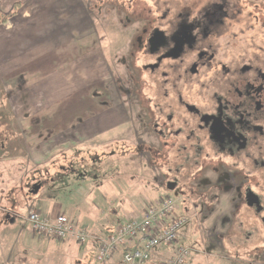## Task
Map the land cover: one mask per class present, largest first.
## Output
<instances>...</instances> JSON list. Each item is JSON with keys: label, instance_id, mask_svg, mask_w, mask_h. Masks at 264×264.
<instances>
[{"label": "rangeland", "instance_id": "1", "mask_svg": "<svg viewBox=\"0 0 264 264\" xmlns=\"http://www.w3.org/2000/svg\"><path fill=\"white\" fill-rule=\"evenodd\" d=\"M141 1L137 7L145 9V14L153 2ZM1 2V13H14L9 0ZM57 2L60 11L56 16L64 22V30H58L57 47L39 58L35 54V49L41 47V37H37L41 12L31 10L34 17L28 24L32 28V49L28 56L12 54L7 65L18 60L19 67L13 69L12 78L0 77V146L11 143L13 147L7 152L8 158L6 153L0 155V264H101L94 243L87 247L48 238L38 243L44 237L33 234L25 224L30 206L51 214V203L57 204L76 222V207L82 220L86 218L83 212L89 210L86 227L96 233L101 221L109 226L117 218L124 223L140 219L146 207L158 205L168 194L156 190L155 184L161 181L159 173L153 169L148 150L137 142L132 124L131 85L125 66L120 65L129 58L138 28L125 16L131 13L128 0H107L105 4L99 0ZM16 6L20 9L17 15L32 7ZM94 32L101 41L94 45L96 50L91 40L76 42L81 35ZM61 33L67 34L65 39L69 41H64ZM28 57L30 62L24 68ZM7 65L3 64L2 69ZM55 81H59L56 86L52 85ZM59 113L69 114L70 118L58 117ZM106 113L113 116L110 125L101 127L92 121H100L103 114L109 117ZM26 114L33 117L24 118ZM83 121L96 125L94 130L73 133L84 125ZM42 142L49 143L46 165H41V151H36ZM223 200L220 209L205 222L199 212L189 211L186 199L180 206V214L192 220L181 240L197 249L188 264H264V242H259L264 239H257L259 244H246L233 231L223 239L225 246L218 242L217 235H227L229 226L215 229L214 223L218 216L231 214ZM32 237L41 245L30 242ZM163 255L169 257L171 253ZM57 256H63V261H55Z\"/></svg>", "mask_w": 264, "mask_h": 264}, {"label": "flooded vegetation", "instance_id": "2", "mask_svg": "<svg viewBox=\"0 0 264 264\" xmlns=\"http://www.w3.org/2000/svg\"><path fill=\"white\" fill-rule=\"evenodd\" d=\"M149 1L144 14L141 0H128L125 16L138 28L120 65L137 142L161 180L155 188L186 199L203 222L226 199L231 214L213 228L229 229L218 242L234 231L243 243H263L264 2ZM88 36L101 43L96 32Z\"/></svg>", "mask_w": 264, "mask_h": 264}, {"label": "built area", "instance_id": "3", "mask_svg": "<svg viewBox=\"0 0 264 264\" xmlns=\"http://www.w3.org/2000/svg\"><path fill=\"white\" fill-rule=\"evenodd\" d=\"M183 203L182 197L169 193L158 205L146 207L140 219L127 221L106 235L90 233L64 213L54 216L35 206L28 207L25 224L33 234L44 238L70 240L81 246L94 243L101 264L109 263L119 253L121 264H188L197 249L181 240L192 222L189 216L180 214ZM161 248L171 256L159 254Z\"/></svg>", "mask_w": 264, "mask_h": 264}, {"label": "crops", "instance_id": "4", "mask_svg": "<svg viewBox=\"0 0 264 264\" xmlns=\"http://www.w3.org/2000/svg\"><path fill=\"white\" fill-rule=\"evenodd\" d=\"M61 1L64 4L65 0H61ZM7 3L8 4L11 3L14 5V12L15 13L20 11V9L17 10L16 5H21L23 7H26L29 5L32 7L25 9V11L22 14L20 13V14L16 15L15 17H12L7 24L0 26V63H1L0 64V71L2 68H4L3 64L7 65V62L9 61V58L11 57L12 54H14L16 56V55H19L20 53H22L24 56L25 55L28 56V54L30 53L32 47H29V44L32 42V40H31L32 35H31V33L29 34V31L32 28H31V25L28 23L31 20V18L34 17L33 14L31 13V10H35V14H38L37 11L41 12V14H39V19L37 20L38 27L40 28L38 30L39 32L37 33V37L38 36H39V38L41 37V40L39 42V45L41 47L35 49V54L38 53V58L40 57L41 54H44L45 52H49L54 46L57 47L56 44H57V39L59 37L58 30H59V28L61 31L64 30L62 27V25H64L63 19H58L57 18L58 16H56L60 11V6H59L57 0H9V2H7ZM1 4H2V2L0 0V7H1ZM18 19H22L23 21H20V23H18L19 22V21H17ZM61 34H62L61 37L63 38V40L66 41L67 39H65V38H68V35L64 34V33H61ZM89 38H90V36H86L85 39L83 40V43H90ZM27 39H28V44L26 42ZM67 41H69V40H67ZM81 42H79V44ZM92 45L94 46V43H92ZM94 50H95V46H94ZM94 50H92L91 53H93ZM89 53L90 52H88V54ZM17 62H18V60H17ZM17 62L16 63L13 62V64L7 65L8 67L5 68V70L2 69L3 71L0 72V77H1V75H4V77L6 76V78H12V75H14L13 69H16L19 67ZM29 62H30V59L28 57V60L24 61V64L22 66L25 68L29 64ZM15 73H16V71H15ZM58 83H59V81H55V84H54V82H52V85L56 86ZM47 90H49V89H47ZM77 90H80V89H77ZM49 92H50V90H49ZM73 93H74V91H73ZM80 100L81 99H79V102H80ZM79 102L77 105H79ZM104 115L105 114H103L101 116V119L99 121V123H100L99 125L100 126L103 125L101 127H105L107 125H110L108 123L112 122L113 116H111V114L109 115V117H106ZM69 116H70L69 114H64V113H61V114L59 113V115H58V117H64V118L65 117L70 118ZM31 117H33V116H31V114H26L24 116V118H31ZM88 121H89V119H88ZM88 121L87 122L83 121L84 125L77 127L73 131V133L79 134L83 130H85L83 133H87L88 131H90L89 129L94 130L96 125L90 124V122H88ZM67 125H69V124H67ZM71 126H72V124L69 125V128ZM81 127H83V128H81ZM10 145H12V144L6 143L4 145V147L0 146V151H3V153L0 152V155H5V153H6V155H7L6 157L8 158L9 154L7 152H10L11 149L13 148V147L10 148ZM48 146H49V143L42 142V144L39 146L40 148H38L36 150L39 152L41 151V153L39 154V157L43 158V162H41V165L42 164L46 165L47 162L49 161V152L47 151L49 148ZM27 152H28V150H27ZM79 180H82V179H79ZM51 204H52V206L50 207V212L52 215H54L55 213H59V212H62V213L64 212V214L67 213L66 210H64V208L58 206L57 204H53V203H51ZM73 213L78 217L77 222L80 223V226L87 229L86 226L88 225V222L90 221V218H88L89 210L83 212V213H85V216H86V218H84V220H82L79 217V209L77 207H76V209H74ZM104 213H106V212H104ZM104 213L102 212L103 215H104ZM103 215H101V216H103ZM115 221H116L115 224H112L109 226L106 225L104 221H101V223H100L101 227H100V229H98L99 232H96V233L92 232L89 228L87 230L90 233L95 234V235H104V234L106 235V234H108L106 232L109 229H111L112 227L116 228L119 225L124 223L122 221L120 222L118 220V218ZM127 221H129V220H127ZM32 238L30 239V242H35L36 244H38L40 242H44L45 240H43V239H46V238H40L39 239L40 241H38V243H37L35 241L36 237H32ZM26 243H28V241H25V244ZM90 244L91 243L87 244L86 246L88 247V246H90ZM38 245H41V244H38ZM224 246H225V243H224ZM94 247H95V245H94ZM66 250L67 249H64V251H66ZM166 252L170 253L165 248H161L158 251L159 254H166ZM156 257L157 256H155L154 259ZM63 259H64L63 256H61V257L57 256L55 258V261L62 262ZM121 259H122L121 253H119V254L115 255L114 258L107 264H121ZM155 260L157 261V259H155ZM233 260H237V259H235L233 257ZM190 264H191V261H190Z\"/></svg>", "mask_w": 264, "mask_h": 264}, {"label": "trees", "instance_id": "5", "mask_svg": "<svg viewBox=\"0 0 264 264\" xmlns=\"http://www.w3.org/2000/svg\"><path fill=\"white\" fill-rule=\"evenodd\" d=\"M16 7V6H15ZM18 9V8H17ZM17 15V13H12V14H4V13H1V11H0V26H3V25H5V24H7L8 22H9V20L12 18V17H14V16H16ZM39 193V192H38ZM38 193H36V195H38ZM61 214V212H59V213H55L54 214V216H58V215H60ZM75 219V218H74ZM75 221V220H74ZM79 223V222H78ZM80 224V223H79ZM113 229H115V228H111V229H109L106 233H109L110 231H112ZM105 235V234H104Z\"/></svg>", "mask_w": 264, "mask_h": 264}]
</instances>
